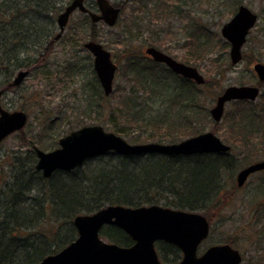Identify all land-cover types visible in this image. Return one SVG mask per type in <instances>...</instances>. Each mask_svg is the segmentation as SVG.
<instances>
[{"label":"rangeland","instance_id":"obj_1","mask_svg":"<svg viewBox=\"0 0 264 264\" xmlns=\"http://www.w3.org/2000/svg\"><path fill=\"white\" fill-rule=\"evenodd\" d=\"M63 1H57L54 20L64 6ZM110 1L122 3L114 25L102 21L88 25L85 15L73 12L62 36L56 40L52 37L48 53L39 59L37 66L28 68L21 83L1 87L5 89L1 96L3 107L9 111L23 110L27 122L0 143V179L7 176V167L15 154L25 157V151L32 150L33 145L44 151L52 150L58 147L56 137L84 125H101L132 144L172 143L212 131L229 145L227 155L234 161V167L230 175L217 178L221 190L209 202L208 209L193 210L210 223L209 235L198 251L208 245L230 242L242 253L241 264H264V169L251 173L241 186L236 182L240 169L264 159V83L253 70L255 63H264V0ZM87 3L94 5L95 0ZM240 4L256 13L257 21L242 46V59L232 64L230 45L221 35V27ZM54 26L53 35L58 32L56 22ZM88 40L101 43L117 65L109 95H97L99 83L93 70V56L83 47ZM147 46L196 67L206 81L196 84L194 89L200 116L186 121L182 130L171 137L165 135L169 133L165 128L161 129L164 125L155 129L153 123L161 111L168 110L176 116L177 105H171L169 100L161 104L153 97L149 102L151 112L143 118L127 119L123 109L129 98L141 96L138 89L137 93L133 91L132 79L126 75L127 56H136L140 63H151L145 54ZM232 85H256L260 94L251 103L228 102L220 121L214 122L210 108L216 97ZM249 110L254 112V124L248 123L247 116L243 118V113ZM173 137H177L175 141L171 140ZM96 158L87 162L97 164ZM161 261L169 264L162 258Z\"/></svg>","mask_w":264,"mask_h":264},{"label":"trees","instance_id":"obj_2","mask_svg":"<svg viewBox=\"0 0 264 264\" xmlns=\"http://www.w3.org/2000/svg\"><path fill=\"white\" fill-rule=\"evenodd\" d=\"M57 1L0 0V89L5 85L9 88L14 71L37 66L48 53ZM69 1L64 0V5ZM86 21L88 25L95 24L88 17ZM126 75L132 79L133 91L141 92L140 97L134 95L124 105L127 119L149 114L153 97L161 104L169 100L171 105H177L175 117L167 110L153 120L155 129L164 125L161 129L171 133L165 135L171 137L182 130L186 121L200 116L195 105L196 84L192 80L171 72L161 63H140L131 54L127 56ZM97 89L98 97L102 96L100 85ZM249 111L243 113V118L247 116L248 123L254 124V112L249 115ZM25 153V157L20 153L11 157L7 176L0 179V264H40L43 257L75 239L74 216L106 205L135 207L162 203L190 211L208 209L209 202L221 190L217 178L230 175L234 167L227 152L170 156L158 152H108L95 159L97 164L86 161L70 171L56 170L45 179L35 170L34 152L28 149ZM100 236L122 246L132 243L115 225L103 226ZM155 248L160 259L169 264L179 258L180 251L174 245L158 241Z\"/></svg>","mask_w":264,"mask_h":264},{"label":"water","instance_id":"obj_3","mask_svg":"<svg viewBox=\"0 0 264 264\" xmlns=\"http://www.w3.org/2000/svg\"><path fill=\"white\" fill-rule=\"evenodd\" d=\"M98 12L88 10L84 0H71L56 17L58 39L68 22L70 14L78 9L87 12L92 22L103 21L112 26L116 23L120 7L113 6L109 0H96ZM257 15L247 6H238L233 16L221 27V35L230 43L229 56L232 64L241 59V47L246 35L256 22ZM93 56V70L104 95L112 91V83L117 65L110 51L94 40L83 43ZM145 53L154 61L165 64L172 72L194 80L204 82L196 67L177 61L154 46H147ZM260 81L264 82V63L253 65ZM28 74L27 69L19 70L9 86L21 83ZM4 90H0V99ZM259 87L255 85H232L226 87L210 108L211 118L220 121L224 106L236 99L255 100ZM27 122L23 110L9 111L0 101V143L11 133L22 129ZM36 155L35 169L48 178L56 170L69 171L81 166L87 159L115 152L120 155H137L146 152H158L164 155H190L227 152L230 147L212 131L184 138L178 142L129 143L114 132L105 130L101 125H84L70 131L58 139V147L44 151L32 146ZM264 169V159L251 163L239 170L236 175L237 186H241L247 176ZM77 236L56 253L46 255L40 264H165L155 248L156 241H165L175 245L182 257L175 264H240L242 256L231 245L215 244L206 248L200 255L197 248L209 233V222L197 211L174 209L158 204L124 206L110 204L89 214H78L72 220ZM104 225H115L122 229L132 240V244L122 246L108 242L100 237Z\"/></svg>","mask_w":264,"mask_h":264},{"label":"flooded vegetation","instance_id":"obj_4","mask_svg":"<svg viewBox=\"0 0 264 264\" xmlns=\"http://www.w3.org/2000/svg\"><path fill=\"white\" fill-rule=\"evenodd\" d=\"M111 3L114 5V6H117V7H120L121 8V4L120 5H118V4H116L115 2H112L111 1ZM68 4V2L67 3H65V5L63 6V8L59 11V13L64 9V7L66 6ZM84 5H85V7H87L89 10H91V11H94V12H98V7H97V4H96V1H95V3H94V5H89L88 3H87V0H84ZM239 6V5H238ZM238 8V7H237ZM237 10V9H236ZM236 10H235V12H236ZM75 11H77V12H79V13H81V14H83V15H85L86 17H88L89 19H90V17H89V15H88V13L87 12H82V11H79L78 9H76V10H74V12ZM234 12V13H235ZM58 13V14H59ZM233 13V14H234ZM57 26V25H56ZM62 36V35H61ZM60 36V37H61ZM54 37V36H53ZM148 58H150V56L149 55H146ZM242 56H243V54H242V50H241V59H242ZM230 57V56H229ZM151 59V58H150ZM240 59V60H241ZM240 101H243V100H240ZM241 170V169H240ZM239 172V171H238ZM160 205V204H159ZM163 206V205H162ZM172 208V207H171ZM175 209H178V208H175ZM183 210V209H182ZM185 210V209H184ZM186 211H190V210H186ZM209 222V221H208ZM209 232H210V223H209ZM208 235H209V233H208ZM208 237V236H207ZM206 237V238H207ZM205 238V239H206ZM204 239V240H205ZM204 240H202L201 241V243L199 244V246H198V248H197V253L200 255L206 248H208L209 246H211V245H208L206 248H204L202 251H198L199 250V247L201 246V244L203 243V241ZM160 241V240H159ZM156 242H158V241H156ZM155 242V243H156ZM162 242H165V241H162ZM165 243H167V242H165ZM168 244H170V243H168ZM218 244H224V243H218ZM227 244H229L228 242H227ZM172 245V244H171ZM212 245H215V244H212ZM229 245H231V244H229ZM175 246V245H174ZM176 247V246H175ZM233 247V246H232ZM177 248V247H176ZM178 249V248H177ZM180 251V255H179V258L177 259V261L175 262V263H177V262H179V260L181 259V257H182V252H181V250H179ZM240 252V251H239ZM241 253V252H240ZM241 256H242V253H241ZM243 261V256H242V259H241V262ZM241 262H240V264H241ZM175 263H172V264H175Z\"/></svg>","mask_w":264,"mask_h":264},{"label":"bare ground","instance_id":"obj_5","mask_svg":"<svg viewBox=\"0 0 264 264\" xmlns=\"http://www.w3.org/2000/svg\"><path fill=\"white\" fill-rule=\"evenodd\" d=\"M96 1V0H95ZM87 8V7H86ZM88 9V8H87ZM89 10V9H88ZM91 11V10H90Z\"/></svg>","mask_w":264,"mask_h":264}]
</instances>
